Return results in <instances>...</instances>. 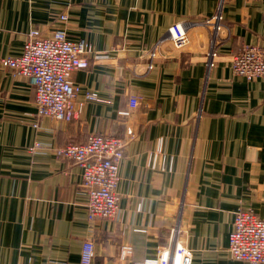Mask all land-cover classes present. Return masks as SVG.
I'll list each match as a JSON object with an SVG mask.
<instances>
[{"label":"crops","instance_id":"0c3cea01","mask_svg":"<svg viewBox=\"0 0 264 264\" xmlns=\"http://www.w3.org/2000/svg\"><path fill=\"white\" fill-rule=\"evenodd\" d=\"M216 13L218 31L202 22ZM31 28L64 29L95 53L72 75L85 104L69 121L37 116L33 85L0 63V264H81L85 241L93 264H141L172 248L176 229L193 264H262L234 260L228 243L239 208L264 218V77L231 62L264 45V0H0V59L22 53ZM131 94L140 102L123 118ZM127 127L119 209L90 220L83 169L58 148ZM159 142L166 161L154 168Z\"/></svg>","mask_w":264,"mask_h":264},{"label":"built area","instance_id":"2783aa9c","mask_svg":"<svg viewBox=\"0 0 264 264\" xmlns=\"http://www.w3.org/2000/svg\"><path fill=\"white\" fill-rule=\"evenodd\" d=\"M61 20L68 16L62 14ZM222 15L216 13L205 18L203 24L221 26ZM170 38L176 47L185 46L189 39L186 27L174 24L169 27ZM19 55L0 59L3 67L13 70L29 81L36 92V114L50 116L60 121L81 117L84 100L77 101L81 86L72 80L73 73L78 70L84 57L93 55L95 50L85 39L78 41L69 38L64 29L54 32H43L39 28H31ZM156 51L149 53V67H153ZM218 53L213 51L209 57L214 64ZM234 72L246 79L264 77V45H247L239 53L231 56ZM85 98L102 100L91 92ZM140 96L131 94L127 109L118 112L123 118H129L138 108ZM137 120V125L139 124ZM36 126H39L36 123ZM126 136L106 132L93 133L82 144L68 143L58 148V154L83 169V185L87 192L88 216L90 220L115 217L119 209V198L116 188L120 179L121 161L125 155L128 139L136 136V130L126 128ZM35 148L41 147L36 143ZM166 156L162 152L161 142L152 155V167L165 165ZM229 234V251L234 260L264 264V218L255 211L239 208ZM179 230L174 232L172 248L159 250L156 257L146 258L141 264H193L192 251L177 240ZM81 255V264H93L95 258L94 244L85 241Z\"/></svg>","mask_w":264,"mask_h":264},{"label":"rangeland","instance_id":"374dc122","mask_svg":"<svg viewBox=\"0 0 264 264\" xmlns=\"http://www.w3.org/2000/svg\"><path fill=\"white\" fill-rule=\"evenodd\" d=\"M184 245V244H183ZM186 247V246H185Z\"/></svg>","mask_w":264,"mask_h":264}]
</instances>
